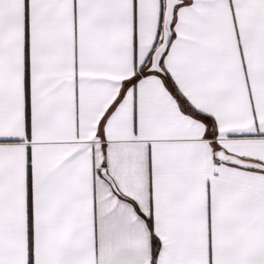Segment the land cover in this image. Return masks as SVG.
<instances>
[{
    "label": "snow or ice",
    "instance_id": "snow-or-ice-1",
    "mask_svg": "<svg viewBox=\"0 0 264 264\" xmlns=\"http://www.w3.org/2000/svg\"><path fill=\"white\" fill-rule=\"evenodd\" d=\"M0 264H264V0H0Z\"/></svg>",
    "mask_w": 264,
    "mask_h": 264
}]
</instances>
